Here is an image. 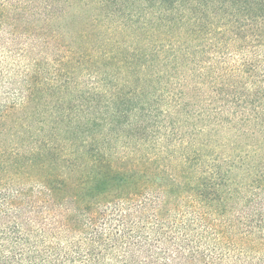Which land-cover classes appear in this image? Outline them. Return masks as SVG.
Here are the masks:
<instances>
[{
  "label": "trees",
  "instance_id": "1",
  "mask_svg": "<svg viewBox=\"0 0 264 264\" xmlns=\"http://www.w3.org/2000/svg\"><path fill=\"white\" fill-rule=\"evenodd\" d=\"M0 264H264V0H0Z\"/></svg>",
  "mask_w": 264,
  "mask_h": 264
}]
</instances>
